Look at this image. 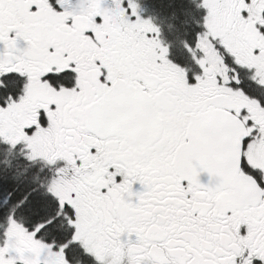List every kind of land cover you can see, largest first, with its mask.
<instances>
[{"label":"snow or ice","instance_id":"snow-or-ice-1","mask_svg":"<svg viewBox=\"0 0 264 264\" xmlns=\"http://www.w3.org/2000/svg\"><path fill=\"white\" fill-rule=\"evenodd\" d=\"M192 2L169 40L140 0H0V150L55 167L0 264H264V0Z\"/></svg>","mask_w":264,"mask_h":264},{"label":"flooded vegetation","instance_id":"flooded-vegetation-1","mask_svg":"<svg viewBox=\"0 0 264 264\" xmlns=\"http://www.w3.org/2000/svg\"><path fill=\"white\" fill-rule=\"evenodd\" d=\"M140 2L144 9H146V11L142 13L143 16L145 18H151L154 23L159 25L162 28V32L167 39H175L177 35H180L182 33V31H180L178 28H170V25H177L176 21L170 20L166 12L159 8L155 4L154 0H140ZM73 3H75V0H73ZM187 3L188 7L191 9L189 18L192 15L199 17L203 14L202 9L197 10L195 8V5L192 0H187ZM0 154L2 158L11 159L12 161H19V163L14 162V164L11 165L12 168L17 167L16 170L18 171V173L14 172V176L19 177L22 172L25 177L27 176L31 179V182H33L32 186H34L35 190L37 191H41V185H47L55 177V167L48 165L46 161L37 160L34 162H28L24 157L19 155H17L15 159H12L8 156L7 152L4 153L3 150H0ZM201 179L205 183H208L210 180V178ZM11 196L12 195H8V197L6 196V200L5 198L1 200V204L3 203L2 205L4 206L6 201L9 203H15L23 199V197L12 199ZM3 226L4 223H2L1 225V230L2 228L4 229ZM0 234L2 233L0 232Z\"/></svg>","mask_w":264,"mask_h":264},{"label":"trees","instance_id":"trees-1","mask_svg":"<svg viewBox=\"0 0 264 264\" xmlns=\"http://www.w3.org/2000/svg\"><path fill=\"white\" fill-rule=\"evenodd\" d=\"M155 4L161 8L163 11L166 12L168 18L170 20H175L180 31H184L183 27L181 26V21L189 19L190 15V8L188 7L187 0H154ZM5 153L6 151L3 150ZM1 158V155H0ZM14 162L19 161H12L10 166L6 164V161L2 163L0 160V207L3 205L1 204V200L3 197L8 195H12V199L21 198L29 195V193L35 190V187L32 186L33 182L29 177H25L22 172L21 175L18 177L14 176V172L18 173L16 170L17 167L12 168V164ZM1 224L0 222V231H1Z\"/></svg>","mask_w":264,"mask_h":264},{"label":"rangeland","instance_id":"rangeland-1","mask_svg":"<svg viewBox=\"0 0 264 264\" xmlns=\"http://www.w3.org/2000/svg\"><path fill=\"white\" fill-rule=\"evenodd\" d=\"M0 155H1V154H0ZM0 160H2V163H4V161H6V158H2V157H1ZM7 160H10V161H11V159H7ZM2 163H1V164H2ZM1 164H0V165H1ZM0 232L2 233V232H3V229H2Z\"/></svg>","mask_w":264,"mask_h":264},{"label":"water","instance_id":"water-1","mask_svg":"<svg viewBox=\"0 0 264 264\" xmlns=\"http://www.w3.org/2000/svg\"><path fill=\"white\" fill-rule=\"evenodd\" d=\"M202 178H203V179H208V178H210V177H209L207 174H205V175L202 176Z\"/></svg>","mask_w":264,"mask_h":264},{"label":"bare ground","instance_id":"bare-ground-1","mask_svg":"<svg viewBox=\"0 0 264 264\" xmlns=\"http://www.w3.org/2000/svg\"><path fill=\"white\" fill-rule=\"evenodd\" d=\"M5 198V196L3 197V199ZM5 200H6V198H5ZM3 204V203H2ZM5 205V204H4ZM2 225V224H1ZM4 227V226H3ZM3 229V228H2Z\"/></svg>","mask_w":264,"mask_h":264}]
</instances>
